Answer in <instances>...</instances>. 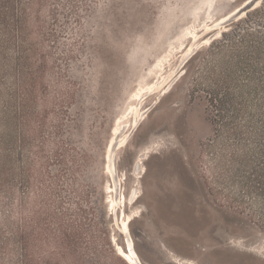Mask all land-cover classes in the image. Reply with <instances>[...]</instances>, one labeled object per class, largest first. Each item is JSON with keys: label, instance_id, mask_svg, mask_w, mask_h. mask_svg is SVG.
<instances>
[{"label": "rangeland", "instance_id": "1", "mask_svg": "<svg viewBox=\"0 0 264 264\" xmlns=\"http://www.w3.org/2000/svg\"><path fill=\"white\" fill-rule=\"evenodd\" d=\"M247 1L0 0V264H131L123 211L142 264H264V0L227 21ZM173 69L115 186V129Z\"/></svg>", "mask_w": 264, "mask_h": 264}, {"label": "bare ground", "instance_id": "2", "mask_svg": "<svg viewBox=\"0 0 264 264\" xmlns=\"http://www.w3.org/2000/svg\"><path fill=\"white\" fill-rule=\"evenodd\" d=\"M256 2H258V0L247 1V3L241 9H239L236 13H234L232 15V17H230L227 21L231 20V18H233V17L236 18L239 15L243 14L248 7L252 6ZM219 20L218 21H215L213 24L207 26V28H210L211 30H217L219 28H222L223 27V24L225 22L220 23ZM217 34H218L217 31L215 33H213V35H217ZM208 40L209 39H207L206 41H208ZM199 44H195L194 43V46H196V45L198 46ZM194 46L191 47V49L188 51V53L192 50L190 54H193V52L196 49H198V47L195 48ZM188 53H187V55H188ZM187 55L182 59L180 65H182L183 62H184V60L186 58H188L189 55L188 56ZM173 71H174V69L171 71V73L167 77H165L164 79L160 80L154 87L149 88L144 93H138L136 95V102L129 108L128 114L126 115V116L132 115V122H131V124L130 125L123 124L122 129H120L119 126L116 127V129H115L116 133L113 135V138H112L111 143L109 145L110 147H109L108 155H107V168H108V172H109L110 176L112 177L115 186H117V181L118 180H117L116 175H113L112 174V170H111L112 163H113L114 164V170L116 172V159H117L116 157L117 156H116V154H114L115 151L117 149H119V148H121V147H123L124 145L127 144L128 140L131 137V135L133 134V132L137 129V127L140 125V123L145 118V116L147 115V113L151 110V107L148 110H146L148 107L147 108H142L143 100L145 99V97H147L149 94H152L153 92H156L157 87H159L160 85H162V88L160 89V92H162L164 89H166L167 88L166 86H170L172 84V82L174 81V78L176 79V77L178 76L177 73H176L177 71L175 72V74L173 73ZM173 74H174V77L169 80V78ZM169 81L171 82L170 84L168 83ZM167 84H169V85H167ZM163 94L164 93L160 94L158 96V98H160ZM121 141L124 142L125 144L124 145H121V144L119 145V143ZM143 160L144 159H140L137 162V165L138 166L140 164L143 165ZM112 187H113V185H112ZM118 199H119V202H118ZM121 199H122L121 196L115 197V198L113 197V200H112L113 213L117 209L118 204H119V207H121V208H122V206H124L121 203ZM125 200L126 199L123 197V202L125 204H127V201H125ZM138 200H139V197L136 198V201H138ZM130 201H132V199ZM135 217H137V211H136V214H132L128 218L125 217V212L123 211L122 218H120V216L118 217V221L121 219V221H120V230H121L122 234L125 235L126 237H127V234H128L127 240L125 242L126 243V251H124L123 249H120L119 251H120V253H122L126 257V259L131 264H138L137 263V259L141 262L139 256L137 255V253H136V251L134 249V245L132 246L133 241H132V238H131V235H130V232H129V222L132 221ZM141 264H142V262H141Z\"/></svg>", "mask_w": 264, "mask_h": 264}, {"label": "water", "instance_id": "3", "mask_svg": "<svg viewBox=\"0 0 264 264\" xmlns=\"http://www.w3.org/2000/svg\"><path fill=\"white\" fill-rule=\"evenodd\" d=\"M186 60L187 59H185L184 62ZM149 108L150 107H148L146 110H148ZM170 124L179 128L180 130L183 128V121H182L181 117H173L172 120L170 121ZM178 142H179V146L176 144H173V145L178 147L177 150L170 149L167 153L166 152H162V153L159 152L160 153L159 161H158L159 163H163L165 161L179 162V160H181L180 158H182V160H186L188 158L187 134H184V138L182 136V138L179 139ZM165 148H168V145L165 146ZM144 157H145V155H144ZM184 165H186V163H184ZM182 169L187 174L186 168H184L182 166ZM138 263H140L139 260H138Z\"/></svg>", "mask_w": 264, "mask_h": 264}, {"label": "trees", "instance_id": "4", "mask_svg": "<svg viewBox=\"0 0 264 264\" xmlns=\"http://www.w3.org/2000/svg\"><path fill=\"white\" fill-rule=\"evenodd\" d=\"M96 21H98V20H96ZM98 24H100V22H97ZM98 26V25H97Z\"/></svg>", "mask_w": 264, "mask_h": 264}]
</instances>
